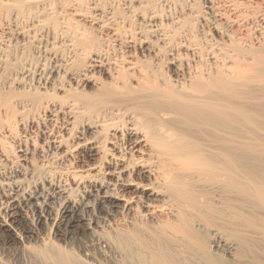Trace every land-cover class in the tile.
<instances>
[{
  "label": "bare ground",
  "instance_id": "obj_1",
  "mask_svg": "<svg viewBox=\"0 0 264 264\" xmlns=\"http://www.w3.org/2000/svg\"><path fill=\"white\" fill-rule=\"evenodd\" d=\"M14 125L0 240L33 235L37 176L54 234L121 264H264V0H0V142Z\"/></svg>",
  "mask_w": 264,
  "mask_h": 264
},
{
  "label": "rangeland",
  "instance_id": "obj_2",
  "mask_svg": "<svg viewBox=\"0 0 264 264\" xmlns=\"http://www.w3.org/2000/svg\"><path fill=\"white\" fill-rule=\"evenodd\" d=\"M176 10L174 12L177 15L179 10ZM180 13H182V11ZM180 13L178 14L180 15ZM32 49H34V47H29L28 52L30 51L29 53H31ZM36 117L37 119L35 121L38 120L37 123L40 124L41 122H43V118L41 115ZM19 126L20 125H14L12 127L14 136V138L12 139L13 142L10 141L11 143H8V139H6L7 141L5 140L0 142V171L4 170V172L7 173L12 171L14 172L16 170V172L20 174V177H22V175L24 177V171L26 172V170L28 169H21L22 167L20 165V162L15 158V147L18 141H20L21 139ZM39 141L40 140H36V142ZM2 153L4 154L5 159L4 156H2ZM36 159L37 157L35 156L32 162L35 165L39 160ZM50 161L51 160H49V162ZM58 170L60 172L61 169H50V171L48 170L49 181L51 180L52 182L53 180L52 183L56 184H59L60 182L64 183L65 181L68 183H66L68 185L67 187H70L69 189H71V176L64 177L63 175H60V173H56ZM28 176L26 175L25 180L29 178ZM37 178V176L36 178H33V180L36 179V182L33 181L32 178L26 180V184H24V187L26 185V192H30L32 191V189H36L37 193L39 191L42 195H45V197H47L45 203V211L43 212L44 214L37 209H33L32 207L26 208V218L23 224L26 227L31 226L30 228L33 230V235L31 237H24V239L21 237V239L3 238L2 240H0V260L5 264H55L53 263V261L45 258V251L47 249H51V252H53V250L58 249L62 250L61 252L64 253L70 252V255L81 261L82 264H121V258L116 254L111 253L110 249L107 248L103 241L97 239V237L92 236L86 229L85 225L79 224L72 228L69 231L67 238L65 239L60 238L59 236H56L54 234L53 216L58 209L57 206L60 202L59 195L55 194L54 190L47 184L48 182L43 183L42 179L38 181ZM28 181H30V183ZM34 182L37 183L35 185L37 186V188L34 187ZM72 194H74V192H72ZM85 216L87 217L88 215L86 214ZM108 229L109 228H106V230Z\"/></svg>",
  "mask_w": 264,
  "mask_h": 264
}]
</instances>
